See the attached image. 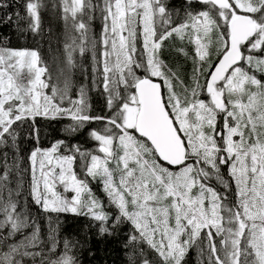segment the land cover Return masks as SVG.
Instances as JSON below:
<instances>
[{
  "label": "snow or ice",
  "instance_id": "6c2138e0",
  "mask_svg": "<svg viewBox=\"0 0 264 264\" xmlns=\"http://www.w3.org/2000/svg\"><path fill=\"white\" fill-rule=\"evenodd\" d=\"M42 7L4 0L0 22L39 35ZM62 19L55 79L0 40V264H102L109 241L122 264H264V0H63ZM60 214L83 223L61 236Z\"/></svg>",
  "mask_w": 264,
  "mask_h": 264
},
{
  "label": "trees",
  "instance_id": "16d2710c",
  "mask_svg": "<svg viewBox=\"0 0 264 264\" xmlns=\"http://www.w3.org/2000/svg\"><path fill=\"white\" fill-rule=\"evenodd\" d=\"M4 0H0V3H3ZM10 6L13 11H19L21 17L26 16L24 10V4L26 0H9ZM43 7L40 9L41 14V33L35 35L31 31L17 33L15 23L6 24L0 22V40L5 36L10 38V46L13 47H29L37 48L40 52L41 58L46 62L49 71L52 72L53 77L59 75V71L64 67L63 64V43H64V32L65 25L64 20L62 19V3L63 0H42ZM2 15V11H0ZM20 27H27V20L22 19L20 21ZM94 28L99 32V20L94 23ZM88 59L85 58L84 64L88 65ZM72 80L76 85L84 82V76L82 75L79 67L72 70ZM103 98L92 94V105L94 110H99L103 106ZM50 133L49 138L52 136L59 135L58 132L53 131L52 127L48 128ZM81 143L85 144V147L91 146L90 144L85 143L81 140ZM28 177H25V186L27 185ZM93 189L95 192L102 196L99 188L94 184ZM30 210L34 216L38 219L41 228V236L46 238L48 231V221L46 214L41 213L35 205H31ZM59 220L62 221L60 225V234L61 236L67 235L72 231L76 224H82V218H72L67 214H60ZM53 227L56 226V216L53 214ZM102 249H105V252H101L98 256V260L102 264H122V254L117 248L114 241H109L106 245H100ZM188 264H197V254L194 249L190 250L186 256Z\"/></svg>",
  "mask_w": 264,
  "mask_h": 264
},
{
  "label": "rangeland",
  "instance_id": "374dc122",
  "mask_svg": "<svg viewBox=\"0 0 264 264\" xmlns=\"http://www.w3.org/2000/svg\"><path fill=\"white\" fill-rule=\"evenodd\" d=\"M95 191V190H94ZM97 194V193H96ZM97 195H100L99 193Z\"/></svg>",
  "mask_w": 264,
  "mask_h": 264
}]
</instances>
